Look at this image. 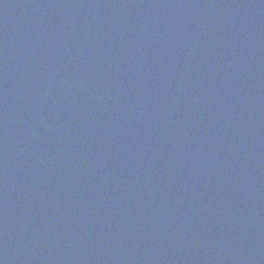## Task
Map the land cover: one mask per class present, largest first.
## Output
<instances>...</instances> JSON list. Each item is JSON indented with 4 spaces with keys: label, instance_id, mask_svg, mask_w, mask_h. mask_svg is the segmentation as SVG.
<instances>
[{
    "label": "water",
    "instance_id": "obj_1",
    "mask_svg": "<svg viewBox=\"0 0 264 264\" xmlns=\"http://www.w3.org/2000/svg\"><path fill=\"white\" fill-rule=\"evenodd\" d=\"M0 264H264V0H0Z\"/></svg>",
    "mask_w": 264,
    "mask_h": 264
}]
</instances>
